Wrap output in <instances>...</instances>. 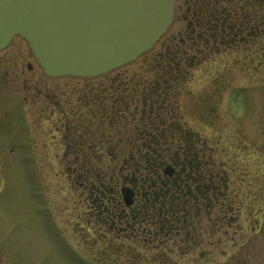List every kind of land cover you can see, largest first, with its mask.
Masks as SVG:
<instances>
[{"label": "rangeland", "instance_id": "rangeland-1", "mask_svg": "<svg viewBox=\"0 0 264 264\" xmlns=\"http://www.w3.org/2000/svg\"><path fill=\"white\" fill-rule=\"evenodd\" d=\"M8 48L0 56V264H264V47L250 61L239 56V68L223 72L212 67L225 57L213 56L205 64L209 71L203 64L187 70L179 98L178 88L172 90L174 100L167 90L163 108L180 105L187 126L205 136L206 165L197 175L211 179L221 170L227 180L215 190L211 209L208 201L200 208L188 240L178 237L150 254L139 243H122L114 253V248L101 247L86 223L89 213L78 202L88 189L72 181L75 168L61 161L64 124L74 126L69 116L77 114L78 122L94 121L96 103L84 98L105 81L47 78L26 52L24 40L15 37ZM142 63L139 59L120 71L119 79L127 74L140 80ZM136 90L125 92L128 99L104 115L106 121L111 115L117 119L109 132H123L120 122L138 118L139 104L132 105ZM50 92L63 103L59 121L51 107L57 98ZM111 93L112 100L120 96L115 88ZM90 145L99 150L90 154L87 165L98 175L106 171L108 158L98 152L101 143ZM234 194L239 195L235 203L229 201Z\"/></svg>", "mask_w": 264, "mask_h": 264}, {"label": "flooded vegetation", "instance_id": "flooded-vegetation-1", "mask_svg": "<svg viewBox=\"0 0 264 264\" xmlns=\"http://www.w3.org/2000/svg\"><path fill=\"white\" fill-rule=\"evenodd\" d=\"M169 30L171 32L165 34L140 58L143 60V66L138 69L140 80H132L133 77H128L127 74L126 77L119 79L120 71L132 65L100 77V81L105 83L93 94L98 96L90 94V97L84 98V102L88 101L90 105L92 102L96 103L93 107L94 121L85 119L78 122L80 114L76 117L71 115L70 119L75 122L74 126L70 127L74 129H70L69 124H64L63 127L66 129L62 131L64 154L61 155V161L63 159V166L75 168V174L81 169L93 168L87 164L90 154L99 150L91 148L90 142L95 140L103 145V149L98 152L105 155L108 152L158 154L155 157L158 163L156 176L150 178L149 174L153 171L148 163L145 164L147 167L142 168L140 160L136 162L133 158L134 162L131 165L142 170L123 172V178L114 188L117 190L115 192L111 186V179L103 178L106 189L98 193L89 190L91 183V187L95 185L93 180L90 178L84 180L77 174L73 176L75 182L81 184L82 190L88 189L87 193L82 194L83 197L78 198V202L90 215L86 218V223L91 226L89 228L101 247L114 248L113 253L122 243L130 245L139 243L137 246L142 245V250L150 254L163 250L161 249L163 246L178 237L182 236L184 241L188 240L193 220L198 216L200 208L204 207L202 205L207 201L209 204L212 201L213 204L216 202L215 190L227 180L226 176L221 170L216 171L211 179L197 175L206 160L204 156L206 149L201 148V137L205 136L199 135L187 126L183 121L180 105L170 109L163 108L168 101L164 96L170 89L169 98L172 97L174 100L176 91L172 93V90L178 88L179 98L181 88L189 78L187 70L191 72L200 64L205 67L213 56L225 57L216 67L210 66L220 72L227 71L230 67L239 68L237 64L240 61L239 56L250 61L252 55L264 47L260 44L264 42V0H177ZM7 51L9 48L0 51V56ZM166 52L171 53L170 61L172 57L175 58L172 59V63L164 62ZM176 52H183L184 56L178 57ZM26 66L31 70L29 64ZM205 68L209 71V66ZM113 88L120 94V99L115 97L112 100ZM131 88L132 90L136 88L138 92L135 102L132 103L133 106L139 104L138 118L124 119L119 126L124 127L125 131L111 133L107 127H111L117 119L111 115L107 122L104 115L112 105L120 107L119 103L128 99V96L124 95L125 92ZM49 95L57 98L55 93L50 92ZM51 101L52 110L56 111L59 121L60 117H63V103L60 105L58 98ZM77 107L78 105L74 107V112L79 108ZM91 111L90 109V113ZM72 113L65 112V115ZM95 113L98 118L95 117ZM57 129L59 131V127ZM133 137H137L136 141H132ZM208 152L210 156L212 151ZM66 155L71 156L72 160L64 161ZM109 166L108 158L105 167ZM135 174L140 176L146 174L149 184L146 186L139 184L142 178ZM203 183L207 185L204 186ZM122 189L130 192L128 198L124 196ZM238 196L234 194L229 201L235 203ZM243 196L248 199L246 195ZM211 207V204L208 205L207 210ZM225 223L229 224V219Z\"/></svg>", "mask_w": 264, "mask_h": 264}, {"label": "water", "instance_id": "water-1", "mask_svg": "<svg viewBox=\"0 0 264 264\" xmlns=\"http://www.w3.org/2000/svg\"><path fill=\"white\" fill-rule=\"evenodd\" d=\"M175 2L0 0V50L18 36L48 77L103 76L153 47L172 23Z\"/></svg>", "mask_w": 264, "mask_h": 264}, {"label": "trees", "instance_id": "trees-1", "mask_svg": "<svg viewBox=\"0 0 264 264\" xmlns=\"http://www.w3.org/2000/svg\"><path fill=\"white\" fill-rule=\"evenodd\" d=\"M175 54L178 57H181V55H183V52H176ZM170 55H171L170 52H166V54L164 55L166 57V59H165V61L164 60L163 61L166 64H169V62L172 63L173 62L172 59L175 60V58L172 57L171 61H170V57H169ZM178 61H179V59H178ZM133 138L134 139L132 141H136L137 137H133ZM106 155L109 158L110 166L109 167L104 166L105 167L104 170H106L105 172L97 171L98 175H96L95 172L92 174L91 169L84 168V169L79 170L78 173H76L77 175H79L84 180H88L92 175L95 176V179L92 177L90 178L95 183V185H93L92 187H91L92 183L90 184L89 190H91V192L96 191V192L100 193L102 191H105L104 190V188L106 189V185L104 182L105 179H111L112 180L111 186L114 189L117 186V183L123 178L122 177L123 172L130 171V170L134 172V169L137 171L142 170L141 168L133 167L131 165L134 162V159H135V161L140 160V164H143L142 168L145 167L146 166L145 164L148 163L149 167L152 168L151 171H153L149 174L151 176L150 178H153V176H156V173L158 170V163L155 159V157H157L158 154H156V153H138V152L109 153L108 152V153H106ZM162 157H163V154H162ZM146 171H149V170H146ZM76 174H74V176H76ZM135 175H138V177L140 179L142 178L141 182L139 184L144 185V186L149 184V179L146 178V174H144V176H140L139 174H135ZM103 178H104V180H103ZM72 181L75 182V180H72ZM113 191L115 192L117 190L114 189Z\"/></svg>", "mask_w": 264, "mask_h": 264}]
</instances>
